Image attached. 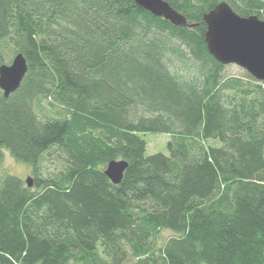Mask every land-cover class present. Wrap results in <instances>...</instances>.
<instances>
[{"label":"trees","instance_id":"obj_1","mask_svg":"<svg viewBox=\"0 0 264 264\" xmlns=\"http://www.w3.org/2000/svg\"><path fill=\"white\" fill-rule=\"evenodd\" d=\"M166 1L188 27L134 0H0V65L9 46L29 65L0 151L34 175H0V264H264V82L228 76L203 21L222 2L264 21V0Z\"/></svg>","mask_w":264,"mask_h":264},{"label":"water","instance_id":"obj_2","mask_svg":"<svg viewBox=\"0 0 264 264\" xmlns=\"http://www.w3.org/2000/svg\"><path fill=\"white\" fill-rule=\"evenodd\" d=\"M154 17L178 27H188V20L166 0H134ZM207 26L205 42L209 53L223 65H237L250 76L264 82V21L258 16L243 17L228 2H222L205 14ZM194 25H191L193 27ZM29 70L22 52L17 53L11 64L0 65V90L8 99L21 86ZM125 160H112L105 168L106 176L119 184L128 168ZM26 183L32 187L31 179Z\"/></svg>","mask_w":264,"mask_h":264},{"label":"rangeland","instance_id":"obj_3","mask_svg":"<svg viewBox=\"0 0 264 264\" xmlns=\"http://www.w3.org/2000/svg\"><path fill=\"white\" fill-rule=\"evenodd\" d=\"M13 47L9 46L6 47L4 51V58L6 64H11L14 58ZM246 71L237 65H227L226 74L228 76L234 77H242ZM0 92H2L0 90ZM148 147H147V154L152 155L155 153L162 152L167 154V142L170 140L169 135L165 134H147L145 137ZM0 175L2 173H7L13 176H17L26 182L29 178L33 182L34 175L32 173L31 166L24 164L22 162L17 161L13 158L6 150L0 151ZM59 155L55 153L49 157L46 161H44L41 165L42 173L45 177H49L58 171L60 168L58 162L55 159ZM171 235V232H164L162 234V240H166Z\"/></svg>","mask_w":264,"mask_h":264}]
</instances>
